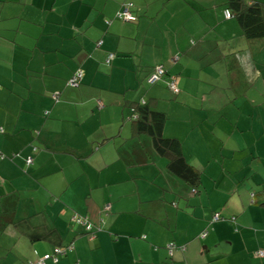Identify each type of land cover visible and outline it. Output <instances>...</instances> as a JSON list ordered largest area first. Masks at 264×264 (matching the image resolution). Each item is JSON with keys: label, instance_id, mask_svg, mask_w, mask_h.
I'll return each instance as SVG.
<instances>
[{"label": "crops", "instance_id": "obj_1", "mask_svg": "<svg viewBox=\"0 0 264 264\" xmlns=\"http://www.w3.org/2000/svg\"><path fill=\"white\" fill-rule=\"evenodd\" d=\"M124 1L137 22L114 20ZM226 2L0 0V264L57 244L46 264H264V39ZM141 101L166 114L196 191L136 132ZM28 216L45 233L10 224Z\"/></svg>", "mask_w": 264, "mask_h": 264}, {"label": "trees", "instance_id": "obj_2", "mask_svg": "<svg viewBox=\"0 0 264 264\" xmlns=\"http://www.w3.org/2000/svg\"><path fill=\"white\" fill-rule=\"evenodd\" d=\"M133 3L131 1H124L121 3L119 9L115 12L114 20H118L125 23H135L137 22V16L132 13ZM225 10L223 11L224 17L227 19L234 18L237 24L240 27L241 33L247 39H264V4L261 2H247L246 0H227L225 4ZM124 11H127L133 16L132 20H125L123 18ZM228 13V15H227ZM113 19L106 20V25H110ZM100 44V43H99ZM114 54H109L106 58V63L109 64L113 59ZM163 68V75L155 83L149 84L146 80V83L149 85H154L159 82L165 75L166 69L163 65H157ZM155 66L148 74L147 78L153 73ZM82 73L80 70H76L74 74L67 80V85L70 87H78L81 83ZM175 82V79L171 78L168 80L169 90L177 94L173 89H171V84ZM176 84V83H175ZM59 93V92H58ZM58 95V94H57ZM53 99L58 101V96L52 95ZM167 116L164 112L153 109L149 102H135L132 103V114L131 120L136 125V132H141L143 134L149 135L152 139L153 146L157 153L165 156L169 160L168 166L170 169L175 172L182 179L187 181L193 188V191H196V186L199 183V172L198 170L186 162L184 155L182 153L181 143L176 138H167L162 135V128ZM1 129V128H0ZM2 130V129H1ZM43 214V213H42ZM38 217V216H37ZM36 217V218H37ZM35 216H28L23 219L21 222H11L16 226L15 229L19 230L20 234H24L28 237H37L45 233V229L41 230L39 224L35 225L34 220L39 221V218L36 219ZM42 221H45L47 217L44 215L40 216ZM80 222L84 223V232L91 234V225L85 221L83 217L77 218ZM40 221V222H42ZM89 227V228H88ZM205 235V233L203 234ZM57 236V235H56ZM203 237V236H202ZM57 239H60L57 236ZM61 240V239H60ZM60 240L58 243H61ZM172 247H175L174 243H170ZM55 249H63L62 244H57ZM54 253V251H53ZM259 253V252H258ZM61 254L57 255V259ZM262 256V255H261Z\"/></svg>", "mask_w": 264, "mask_h": 264}, {"label": "built area", "instance_id": "obj_3", "mask_svg": "<svg viewBox=\"0 0 264 264\" xmlns=\"http://www.w3.org/2000/svg\"><path fill=\"white\" fill-rule=\"evenodd\" d=\"M228 15V13H227ZM123 18L125 20H132L133 19V16L131 14H129L127 11H124V15H123ZM161 75H163V68L161 66L159 67H156L155 70L153 71V73L147 78V82L149 84H153L155 83L160 77ZM171 88L177 92L178 90L175 88V86L173 85V83L171 84ZM0 155H1V152H0ZM29 163V161L27 162ZM108 207V206H106ZM89 228V227H88ZM169 248H172L171 245H168ZM63 251L60 250V249H54V253L53 254H45L43 257H41L39 259L38 262H36V264H44V261H46V259H49V258H52L53 260H57V255L59 254H62ZM260 255H264V252H259Z\"/></svg>", "mask_w": 264, "mask_h": 264}, {"label": "rangeland", "instance_id": "obj_4", "mask_svg": "<svg viewBox=\"0 0 264 264\" xmlns=\"http://www.w3.org/2000/svg\"><path fill=\"white\" fill-rule=\"evenodd\" d=\"M132 53H133V52H132ZM156 66H157V65H156ZM157 67H159V66H157ZM161 77H162V75H161ZM161 77H160V78H161ZM173 85H174L175 88L179 91V88L177 87V85L175 84V82L173 83ZM149 86H152V85H149ZM171 89H172V88H171ZM178 91H177V92H178ZM0 157H1V156H0ZM214 217H215L214 219H217V218H218V215H215ZM54 261H57V260L55 259ZM44 264H46L45 261H44Z\"/></svg>", "mask_w": 264, "mask_h": 264}]
</instances>
